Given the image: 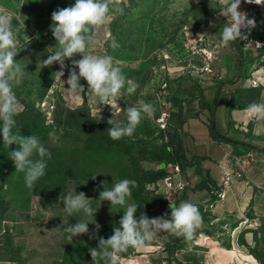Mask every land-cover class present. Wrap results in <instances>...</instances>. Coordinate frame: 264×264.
Returning <instances> with one entry per match:
<instances>
[{
	"label": "rangeland",
	"instance_id": "rangeland-1",
	"mask_svg": "<svg viewBox=\"0 0 264 264\" xmlns=\"http://www.w3.org/2000/svg\"><path fill=\"white\" fill-rule=\"evenodd\" d=\"M74 3L75 0H0L26 33L15 58L28 75L14 86L22 111L15 117L13 132L37 136L51 153L50 159L45 157V175L28 187L25 173L16 171L9 158L19 146H8L0 136V219L5 216L14 223L3 256L14 264H103L100 258L92 260L89 249L98 246L99 237L107 239L113 234L129 204L139 206L137 219L143 213L155 218L167 212L168 200L173 199L172 193L158 192V179L145 168L144 161L162 140L168 141L174 134L167 124L162 127L158 121L165 112L163 101L171 77L194 53L188 26L193 0H127L124 14L97 31L98 44L93 51L121 61L126 78L139 85L133 94L122 90L124 94L117 101L121 110L113 111L110 105L98 104V98L87 92L83 79L80 84L84 91L79 93H72L62 81L53 84L59 64L40 67L42 60L56 50L57 42L50 30L52 12ZM111 37L118 47L109 46ZM81 58L79 54L73 57ZM65 64L63 81L68 79L72 62L66 60ZM141 99L154 106V116L143 118L131 137L112 140L108 128L126 123L123 110L137 106ZM43 102L53 106L51 114L39 110ZM110 119L112 124L108 123ZM53 129L58 134L63 130L55 143L48 136ZM124 179L136 181L125 205H111L100 199L101 191ZM72 183L93 186L94 192L87 197L97 210L94 216L83 212L69 215L63 210L59 197L74 190ZM76 222L89 223V234L96 223L101 225L97 238L81 234L69 240L64 228ZM174 245L176 238H170L164 248ZM134 252L135 248H129L121 253V264H130ZM260 255L264 256V252Z\"/></svg>",
	"mask_w": 264,
	"mask_h": 264
},
{
	"label": "crops",
	"instance_id": "crops-1",
	"mask_svg": "<svg viewBox=\"0 0 264 264\" xmlns=\"http://www.w3.org/2000/svg\"><path fill=\"white\" fill-rule=\"evenodd\" d=\"M248 6L264 9L243 0L239 9ZM220 8L215 0H193L188 26L211 51V72L202 71L205 62L193 53L174 72L163 101L167 127L179 136L183 159L174 157L164 139L144 161L158 179V192L164 193L166 176L175 186H184L172 192L169 209L162 216L170 218V204L190 201L198 207L201 227L191 238L158 233L147 248L135 249L130 264H264L260 255L264 252V119H251L244 111L250 103L264 101V87L250 86L245 75L251 67L242 69L232 42L222 43L225 24ZM12 24L19 29L20 44L25 30L14 16ZM260 74L251 76L262 81ZM174 163L181 166L177 174L168 167ZM226 178L230 182L223 187ZM71 186L86 196L94 192L91 184ZM222 190L224 197L219 199ZM1 223L6 233L0 235V264H14L3 256L14 223L5 216ZM170 238L186 242L165 249Z\"/></svg>",
	"mask_w": 264,
	"mask_h": 264
},
{
	"label": "clouds",
	"instance_id": "clouds-1",
	"mask_svg": "<svg viewBox=\"0 0 264 264\" xmlns=\"http://www.w3.org/2000/svg\"><path fill=\"white\" fill-rule=\"evenodd\" d=\"M220 14L228 17L230 23L223 26L220 39L227 46L236 40H248V35L242 29L256 27V21L249 19L248 14L239 10L242 0H219ZM248 4L264 5V0H243ZM127 7V0H75L69 7L59 8L52 12L50 30L56 40V50L48 54L40 64L41 69L59 64L60 70L54 72V83L62 81L68 85L72 93L84 91L80 80L87 82L90 94L98 98V104L110 105L112 111L121 108L117 101L124 94H133L139 87L128 80L122 72V62L111 55L96 54L93 49L97 46V31L117 15H123ZM13 15L4 8H0V136L3 143L8 146L17 144L18 150L11 151L9 158L14 162L15 170L25 173V183L32 187L43 175L47 167L45 157L51 158V153L41 143L40 139L31 135L28 137L13 132L16 125L15 117L22 111V105L14 91L28 75L15 59L20 52L17 34L19 29L12 24ZM25 26V25H24ZM110 47L116 48L118 44L114 37L110 38ZM79 54L82 58L73 59ZM71 60L67 81H63L66 67L65 61ZM78 69V72H77ZM126 123H116L108 128L109 137L119 140L131 137L143 118L151 119L154 116V106L138 100L137 106L127 107ZM244 111L251 119H264V101L250 103ZM100 112V111H99ZM114 114V113H113ZM101 119V117H100ZM99 119V120H100ZM112 124V119L108 121ZM63 130L53 129L48 133L49 139L55 143L60 139ZM33 157H38L34 159ZM95 176L93 177V179ZM136 187L134 180H120L111 189L100 192L102 201H109L111 205H125L126 198L131 196L132 189ZM59 199L63 202V210L72 215L83 212L94 216V210L85 193L72 190L62 193ZM138 205L129 204L123 211L119 226L113 228V234L105 239L99 237L98 246L90 248L92 260L100 258L103 264H121V253L129 248L145 249L160 232H168L176 236L191 238L201 227L202 217L198 207L190 201H183L179 206L170 204V218L165 216L149 218L145 213L139 219L135 216ZM101 228L95 224L94 231L89 234V223L76 222L64 228L71 240L81 234H89L90 239H96Z\"/></svg>",
	"mask_w": 264,
	"mask_h": 264
},
{
	"label": "built area",
	"instance_id": "built-area-1",
	"mask_svg": "<svg viewBox=\"0 0 264 264\" xmlns=\"http://www.w3.org/2000/svg\"><path fill=\"white\" fill-rule=\"evenodd\" d=\"M217 3H220L219 0H215ZM241 12H245L248 14L249 19H254L256 21V27L251 29L250 33L248 29H242L241 31L248 35V40H236L232 42L233 46L238 55V59L243 67H251V72L245 75L246 80H251L250 86L254 88L264 87V9H259L256 7L248 6L245 9H239ZM224 24L227 25L230 23V19L228 17H223ZM192 49L195 54L200 55L205 65L202 69L204 72H211L210 63L213 60V55L211 51L206 49V46L202 39L198 37L194 32L189 33ZM261 71V74L258 76L259 78H263L261 81L257 78H252L251 74L254 72ZM44 114H51L53 110V106L43 102L39 109ZM167 120V113L163 112L161 117L159 118V124L162 127H165ZM171 169V174H177L181 171V166L179 163H174L168 165ZM169 176H166L162 179L164 186V194L168 195L169 193L175 191L183 190L184 186L181 184L174 185L173 181L168 179ZM230 182L229 178H226L222 186L225 187ZM219 199L224 197L223 190L218 194ZM6 233L5 223L0 224V235Z\"/></svg>",
	"mask_w": 264,
	"mask_h": 264
},
{
	"label": "trees",
	"instance_id": "trees-1",
	"mask_svg": "<svg viewBox=\"0 0 264 264\" xmlns=\"http://www.w3.org/2000/svg\"><path fill=\"white\" fill-rule=\"evenodd\" d=\"M210 129L212 130V127H210ZM169 140L167 141V145L169 146V148L172 150V153L174 155V157L179 160V159H183V149H182V144H181V140L179 138V136L177 135L176 132H174V134L169 136ZM212 137H214L215 139H217L218 137L212 133ZM202 188H204V185H201ZM184 242H186V240H178L176 239V244L180 243L183 244Z\"/></svg>",
	"mask_w": 264,
	"mask_h": 264
}]
</instances>
